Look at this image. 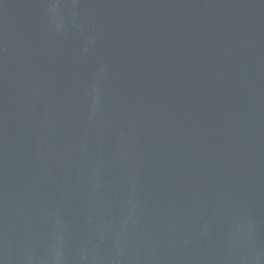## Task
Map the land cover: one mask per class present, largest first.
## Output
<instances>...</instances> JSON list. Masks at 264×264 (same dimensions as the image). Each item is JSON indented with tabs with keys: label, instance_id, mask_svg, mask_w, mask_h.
I'll return each instance as SVG.
<instances>
[{
	"label": "water",
	"instance_id": "95a60500",
	"mask_svg": "<svg viewBox=\"0 0 264 264\" xmlns=\"http://www.w3.org/2000/svg\"><path fill=\"white\" fill-rule=\"evenodd\" d=\"M0 264H264V0H0Z\"/></svg>",
	"mask_w": 264,
	"mask_h": 264
}]
</instances>
